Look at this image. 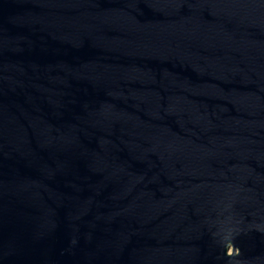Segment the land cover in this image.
I'll use <instances>...</instances> for the list:
<instances>
[{"label":"water","instance_id":"1","mask_svg":"<svg viewBox=\"0 0 264 264\" xmlns=\"http://www.w3.org/2000/svg\"><path fill=\"white\" fill-rule=\"evenodd\" d=\"M0 264H264V0H0Z\"/></svg>","mask_w":264,"mask_h":264}]
</instances>
